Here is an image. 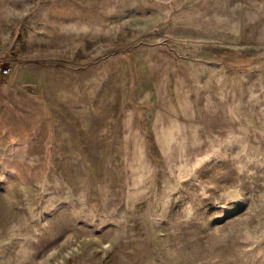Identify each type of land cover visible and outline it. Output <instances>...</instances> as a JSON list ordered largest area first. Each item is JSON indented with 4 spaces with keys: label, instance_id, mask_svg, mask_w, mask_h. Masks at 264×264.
<instances>
[{
    "label": "rangeland",
    "instance_id": "rangeland-1",
    "mask_svg": "<svg viewBox=\"0 0 264 264\" xmlns=\"http://www.w3.org/2000/svg\"><path fill=\"white\" fill-rule=\"evenodd\" d=\"M0 62V264H264V0H0Z\"/></svg>",
    "mask_w": 264,
    "mask_h": 264
},
{
    "label": "crops",
    "instance_id": "crops-1",
    "mask_svg": "<svg viewBox=\"0 0 264 264\" xmlns=\"http://www.w3.org/2000/svg\"><path fill=\"white\" fill-rule=\"evenodd\" d=\"M50 41V40H49ZM26 44H27V42H25ZM52 43H54V42H52ZM25 44V45H26ZM62 44H63V42H62ZM32 49V48H31ZM47 50H48V52H49V54H48V61H54V62H58L60 59H61V62H64V60H65V54L66 55H68V57L70 58V60L72 59V57H74L75 58V56H74V51H70V49H68V50H65L64 49V46H62L60 49H58V46H56L55 44L52 46V47H48L47 48ZM22 51H23V53H24V55L27 57V56H30V58H25L24 60H25V62H32L33 61V59L34 58H31L32 57V50H30L28 47H24L23 49H22V47L21 48H18V47H14L13 45H9L8 46V50H7V54L6 55H4V57H5V59L6 60H9V61H11V62H17V61H19V62H22V60H23V58H21V56H22ZM76 55V54H75ZM59 56H60V58H59ZM22 59V60H21ZM37 61H39V60H35V62H37ZM41 61H44V59H41ZM16 64H18V63H16ZM29 64H25V72H24V74L23 75H25V78L26 77H28V72H29V70H28V68H29ZM32 66V65H31ZM31 66H30V68H31ZM36 67V66H35Z\"/></svg>",
    "mask_w": 264,
    "mask_h": 264
},
{
    "label": "built area",
    "instance_id": "built-area-1",
    "mask_svg": "<svg viewBox=\"0 0 264 264\" xmlns=\"http://www.w3.org/2000/svg\"><path fill=\"white\" fill-rule=\"evenodd\" d=\"M10 72L11 69L0 62V74H2L3 76H7L10 74Z\"/></svg>",
    "mask_w": 264,
    "mask_h": 264
}]
</instances>
